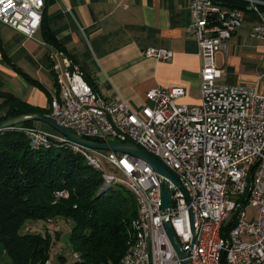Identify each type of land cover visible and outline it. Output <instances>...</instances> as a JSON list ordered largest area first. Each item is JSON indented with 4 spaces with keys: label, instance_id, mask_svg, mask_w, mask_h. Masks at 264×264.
<instances>
[{
    "label": "built area",
    "instance_id": "2783aa9c",
    "mask_svg": "<svg viewBox=\"0 0 264 264\" xmlns=\"http://www.w3.org/2000/svg\"><path fill=\"white\" fill-rule=\"evenodd\" d=\"M238 1L244 2L245 8L230 7L225 0L190 1V30L202 60L201 104L180 102L186 95L183 86H155L146 92V103L138 108L125 100L99 95L112 111V118L137 134V144L151 147L154 158L165 167L186 169L192 183L197 184L198 197H191L189 187H181L179 178L175 184L170 178L159 177L141 158L81 144L94 161L109 166L111 180L123 179L141 197L151 242L143 243L128 264H144V252L155 255V264H184L185 260L200 264L199 254H206L207 264H264V95L253 86L216 82L221 76L217 53L228 51L246 11H260L264 5V0ZM37 7H42L37 0H0V22L32 37ZM249 36L264 40V20L252 25ZM144 54L169 60L174 51L148 47ZM52 69L57 109L51 118L84 139L121 142L105 128L94 101H90L80 78L72 77L59 52L53 55ZM30 127L38 140L61 136L73 142L59 132ZM244 169H251V176H244ZM242 184H249V192L242 201H235L234 191L241 190ZM163 187L174 189L166 209ZM250 204L257 208L255 217L247 214ZM197 205L205 206L203 220H196ZM166 222L186 257L180 256ZM198 226H205L203 249H193ZM46 264H52L51 260Z\"/></svg>",
    "mask_w": 264,
    "mask_h": 264
},
{
    "label": "crops",
    "instance_id": "0c3cea01",
    "mask_svg": "<svg viewBox=\"0 0 264 264\" xmlns=\"http://www.w3.org/2000/svg\"><path fill=\"white\" fill-rule=\"evenodd\" d=\"M190 1L44 0L43 23L32 37L0 22V102L1 93H13L32 113L49 115L56 96L52 61L59 52L65 65L81 69L105 99L138 108L155 86H183L180 102L201 104L202 60L190 30ZM263 20L261 10L246 11L228 51L216 55L218 84L253 86L264 95V40L249 36L252 25ZM47 29L61 47L45 39ZM148 47L174 55L156 60L144 54Z\"/></svg>",
    "mask_w": 264,
    "mask_h": 264
},
{
    "label": "trees",
    "instance_id": "16d2710c",
    "mask_svg": "<svg viewBox=\"0 0 264 264\" xmlns=\"http://www.w3.org/2000/svg\"><path fill=\"white\" fill-rule=\"evenodd\" d=\"M225 3L246 6L238 0ZM260 10L264 13V5ZM44 37L61 47L50 29ZM1 96L0 120L32 113L13 93ZM33 122L0 131V264H5L3 253L13 264H46L55 239L48 231H27L25 227L33 221L60 217L72 223L70 243L78 258L68 264H119L136 234L133 223L139 208L131 191L118 184L106 185L101 172L74 152L73 143L67 140L52 136L47 145L35 146L26 134ZM61 191L68 196H58ZM60 258L66 260L63 254Z\"/></svg>",
    "mask_w": 264,
    "mask_h": 264
},
{
    "label": "bare ground",
    "instance_id": "6f19581e",
    "mask_svg": "<svg viewBox=\"0 0 264 264\" xmlns=\"http://www.w3.org/2000/svg\"><path fill=\"white\" fill-rule=\"evenodd\" d=\"M37 3H42V7H37V9L34 11L35 31H37L42 25L43 12H44V0H37ZM72 67H70V74H72V77L80 78V84H82L85 91L88 92V97L90 101H94V104L97 106L99 118L102 121L105 128H109L110 133L118 137L119 141L134 143L154 158L153 149L151 147L145 146L144 144H137V134L133 133L132 130L129 129V127H122L117 118H112V111L108 109L105 100L99 97V94L85 80L84 73L81 71V69L79 70L78 68H74V66ZM56 109H57V98L56 96H53L52 101H51V113L49 117H55ZM26 134L29 135L31 138H33L34 142L37 144L47 145L48 143H50L49 140H38L37 136L34 135L33 130H27ZM68 142H71V141H68ZM71 143L73 144H71L70 147L72 148L74 152L81 153L86 158L88 163L92 167H94V169L96 168L97 170L101 172L106 185H117L118 184V185L127 187L131 191L132 195L134 196L138 204V208H139L138 219L135 221V223H133L134 226L136 227V234L134 237V242L132 243L128 252L126 251L127 253L124 255V257L121 259L119 263V264H128V261L130 260V258H133L135 256L137 251L140 250V247L142 246L143 243L151 242L150 228H149V225L146 223V210L142 206L141 197L137 193L136 189L126 184L123 179L111 180L110 172H107L105 170L104 165H102L101 162L94 161L89 156V154L87 153V149H85V146H81V144H77L74 142H71ZM156 160L160 162L159 159H156ZM161 164L165 166L163 163ZM151 168L154 171H156L152 165H151ZM166 168L170 171V173L173 174L175 178H179L181 180V187H189V192H191V197H198L197 184L192 183V179H190V173L186 169H179V167L173 166V165H166ZM244 176H251V169H244ZM159 177L168 178L160 173H159ZM63 192L64 193L58 192L57 195L67 197L68 192L66 191H63ZM248 192H249V184H242L241 190L234 191L235 201H242V199H245L246 193ZM195 216H196V220L205 219V206L204 205L195 206ZM204 239H205V226H198V228L195 229L194 234H193V249H203ZM199 261H200V264H207L206 254H199ZM144 264H155V255L152 252H144Z\"/></svg>",
    "mask_w": 264,
    "mask_h": 264
},
{
    "label": "water",
    "instance_id": "95a60500",
    "mask_svg": "<svg viewBox=\"0 0 264 264\" xmlns=\"http://www.w3.org/2000/svg\"><path fill=\"white\" fill-rule=\"evenodd\" d=\"M29 120H40L45 123H48L51 126H53L59 133L68 137L70 140H72L75 143L82 144V145L95 148V149H105V150H112L116 152L128 153L137 158H141L145 160L148 164L152 165L158 173L170 178L172 181H174L175 184H178L173 174L170 173V171L165 166H163L160 162H158L155 158H153L146 151L138 147L136 144L129 143V142L100 143V142L84 139L78 136L77 134H75L74 132H72L71 130H69L68 128L60 125L56 120L52 119L48 115H42L38 113H28L24 115L9 117V118L0 120V131L18 126ZM173 192H174L173 188L171 189H167L166 187L162 188V202H163L164 209H166L169 206ZM166 227L176 245V248L180 256L186 257V253L181 251L180 246L177 240L175 239L171 226L168 222H166ZM184 264H190V263L188 260H185Z\"/></svg>",
    "mask_w": 264,
    "mask_h": 264
},
{
    "label": "rangeland",
    "instance_id": "374dc122",
    "mask_svg": "<svg viewBox=\"0 0 264 264\" xmlns=\"http://www.w3.org/2000/svg\"><path fill=\"white\" fill-rule=\"evenodd\" d=\"M34 122L37 125V128H39L45 132H49V133L58 132L53 126H51L48 123H45V122L40 121V120H35ZM53 137H55L58 140H66L65 138H61V136H53ZM53 144H56V143L52 142L51 145H53ZM35 146H40V145L35 144ZM104 168L107 172H110L109 166L105 162H104ZM98 174L101 176V174L99 172H98ZM102 179L104 181L103 177H102ZM247 214L249 217H255L256 216L257 208L254 204H250L247 206ZM29 225H30V230H32L34 232L39 231L42 233H45L48 231L51 233L52 237L55 239L54 240L55 241L54 249L51 253V258H50L52 264H68L72 261L78 260L74 256L75 253H74L72 246H71V243H70V231L72 228V223L68 219H65L62 217L50 218L47 221H44V220L33 221V222L29 223ZM132 232H133V230H132ZM60 250L63 251V256L66 258V260H63L60 258V255H62L61 253H59ZM0 252H1V248H0ZM2 260L5 264H13L11 259L6 255V253L2 254Z\"/></svg>",
    "mask_w": 264,
    "mask_h": 264
}]
</instances>
